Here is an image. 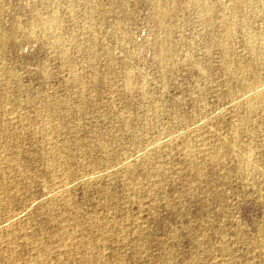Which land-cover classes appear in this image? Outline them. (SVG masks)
Masks as SVG:
<instances>
[{
	"label": "rangeland",
	"instance_id": "374dc122",
	"mask_svg": "<svg viewBox=\"0 0 264 264\" xmlns=\"http://www.w3.org/2000/svg\"><path fill=\"white\" fill-rule=\"evenodd\" d=\"M205 4L0 0V264H264V0Z\"/></svg>",
	"mask_w": 264,
	"mask_h": 264
},
{
	"label": "bare ground",
	"instance_id": "6f19581e",
	"mask_svg": "<svg viewBox=\"0 0 264 264\" xmlns=\"http://www.w3.org/2000/svg\"><path fill=\"white\" fill-rule=\"evenodd\" d=\"M171 1L172 0H165V2H166L165 4H160V0H155V10H156V13L158 15V19L160 21H162L164 15L168 12V6L171 3ZM191 1H193L195 4L200 5L201 7H203L204 8L203 12H204L205 15H207L209 13L208 9L206 8L205 0H191ZM231 1H232V5L233 6L230 9V11H228V15L229 16L240 12L241 7L246 4V0H231ZM56 21H57L56 16L52 15V17L50 19H48V20L45 19L44 21L41 22V24H42L43 28L47 27V29H48V28H51L55 24ZM229 33H230V29H229L228 25L225 23L224 20H221L219 36L221 37V39L224 42H226V40L228 39ZM161 50L158 51L160 57L162 55ZM130 80H131V75L129 74V72H127L126 75H125V87L126 88H130V86H131ZM260 86H261L260 84L256 85L255 87H253V88H251V89H249L247 91V93H250V97H255V98H261L262 97L263 98V96H262L263 92H261V90L259 89ZM248 108H250V106ZM159 140L156 143H152V145L153 144L159 145L161 143V142H159ZM123 160H124V164H128L129 163V157H126ZM243 163H244V161H243ZM67 184L68 183L55 185V187H52V188H50V190H48V193H50V194L53 193V196H54V195L62 192ZM21 212L19 211V212H16L14 214L9 215L4 221L0 222V225L4 226L2 224L5 223V222H7V224L8 223L9 224L13 223L17 218L20 217V213Z\"/></svg>",
	"mask_w": 264,
	"mask_h": 264
}]
</instances>
